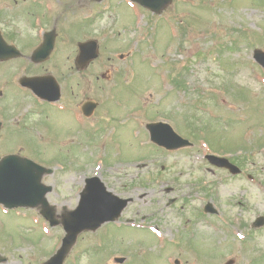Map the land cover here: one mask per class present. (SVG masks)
Segmentation results:
<instances>
[{"label":"rangeland","instance_id":"obj_1","mask_svg":"<svg viewBox=\"0 0 264 264\" xmlns=\"http://www.w3.org/2000/svg\"><path fill=\"white\" fill-rule=\"evenodd\" d=\"M39 1L14 5L13 0L10 14L19 18L32 11L40 19L44 7L75 5V0ZM253 2L171 0L153 15L129 0L107 1L104 15L92 26L103 37L98 63L104 67L94 66L92 72L108 68L112 79L105 93L95 83L92 89L83 85L80 93L99 98L109 93V97L89 119L77 107L57 110L55 104L46 105L54 116L37 118L22 131L17 144L33 159L53 167L43 180L53 186L47 199L56 207L58 219L76 205L89 176H98L115 194L132 198L118 220L80 233L63 264H118L115 257H125L121 264H174L176 258L181 264H224L229 259L234 264H264V225L251 226L257 216H264V73L252 59L253 48L264 50V5ZM80 24L78 17L64 19L58 36L80 39ZM135 45L139 51L131 57L117 58ZM69 48L60 40L58 57ZM107 55L113 59L105 64ZM60 61L67 74V60ZM73 70L71 81L81 80ZM116 70L132 81L137 78V84L123 85L122 78V88L112 91ZM12 71L21 73L15 64ZM0 85H6L15 99L25 96L4 63H0ZM241 90L245 94L239 95ZM251 95L253 102L248 101ZM81 97L78 94V100ZM135 100L140 105L136 114L131 110ZM241 101L247 102V113L237 126L240 123L233 118H242L237 110L244 106ZM147 119L169 122L194 145L163 152L149 141ZM192 121L207 126L209 133ZM260 131L263 134L258 135ZM194 132L198 139L190 136ZM204 133L217 139L220 147L212 146L227 157L246 149L248 163L241 175L207 163L204 155L214 152L200 138ZM247 136L258 139L253 149L245 145ZM231 145L234 151L229 152L226 148ZM209 203L215 214L204 212ZM63 235L61 225L49 227L35 208L0 205V253L8 258L0 264H43Z\"/></svg>","mask_w":264,"mask_h":264},{"label":"water","instance_id":"obj_2","mask_svg":"<svg viewBox=\"0 0 264 264\" xmlns=\"http://www.w3.org/2000/svg\"><path fill=\"white\" fill-rule=\"evenodd\" d=\"M140 4L149 7L151 10L160 11L170 0H135ZM92 51L95 52V45L92 44ZM95 56V54H94ZM264 54L256 51L255 58L261 59ZM80 59V58H79ZM29 79H22L23 83H27ZM35 91L38 86H33ZM48 99H55L54 96L43 94ZM84 112L88 114L85 111ZM155 125L151 126V130L155 129ZM161 133L152 131V139L158 144L169 149L178 148L189 145V142L182 139L166 124L157 125V130ZM207 159L218 166H224L233 172L238 171L237 168L230 164L225 158L207 155ZM50 169H46L31 160L24 159L15 155H9L0 160V203L6 207L15 206H39L42 215L50 222V225L58 223L54 220L52 208L48 205L45 194L51 190V186L41 183L44 173H50ZM128 199H123L106 190L104 184L98 177L88 178L86 186L80 194V200L76 209L64 214L61 223L66 232L62 239V244L56 253L51 256L44 264H62L77 235L83 230H95L103 222L115 220L122 209L126 206ZM207 210L214 211L210 205ZM264 222V218L260 217L254 223L260 226ZM122 262L123 258L116 259ZM230 263V262H228Z\"/></svg>","mask_w":264,"mask_h":264},{"label":"flooded vegetation","instance_id":"obj_3","mask_svg":"<svg viewBox=\"0 0 264 264\" xmlns=\"http://www.w3.org/2000/svg\"><path fill=\"white\" fill-rule=\"evenodd\" d=\"M5 26H8L6 30L0 29V32L2 36L4 37L5 41L9 44L15 45L21 53V56H19L16 59H25L28 64V69L26 68L23 72L26 75H44L49 74V68L47 69L45 67V64L50 62V59L53 57V54L56 53L55 51V39L53 40V49L50 50L47 53L46 59L44 61L33 63L31 58L33 56L34 50L42 45L44 42L48 43L50 42V38H47L46 41L42 37L32 38V40L27 37L25 39L21 36V34L18 33V30H15L12 28L11 24H5ZM42 30L39 29L38 32H41ZM37 35V33H36ZM28 36V35H26ZM77 52V51H76ZM76 55V53H75ZM90 67L87 66L84 70L86 71ZM25 96L35 97L36 99L33 101H28L27 103H17L8 101L5 103L0 104V120L1 123V129L6 128V133L9 137L15 136L17 138L21 137L22 131L29 125H33L36 123L37 118H47L51 115L46 110V105L48 104H55L50 103L45 100H41L37 98L30 90L26 89ZM62 94V92H61ZM88 98V97H86ZM82 103V100L80 103L76 101L69 102L66 106L67 107H77L79 112L81 113L80 105ZM57 110H59L58 106L54 105ZM6 123V124H5Z\"/></svg>","mask_w":264,"mask_h":264}]
</instances>
